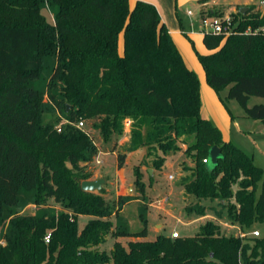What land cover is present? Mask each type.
Returning <instances> with one entry per match:
<instances>
[{
  "label": "trees",
  "instance_id": "obj_1",
  "mask_svg": "<svg viewBox=\"0 0 264 264\" xmlns=\"http://www.w3.org/2000/svg\"><path fill=\"white\" fill-rule=\"evenodd\" d=\"M46 4L56 8L53 24L41 13ZM254 9L230 15L237 23L231 35L205 34L208 54L196 56L207 85L217 94L228 89L226 98L238 103L245 118L264 124V103L247 105L250 97L264 99V34L245 33L264 26V13ZM46 58H55L46 83L48 101L66 120L59 132L42 124L44 92L31 85ZM200 108L198 78L152 4L137 1L130 8L128 0H0V223L5 209L15 210L21 192H32L35 205L52 199L61 206L58 214H14L0 245V264H264V236L245 235L264 224V181L256 199L262 170L242 149L224 142ZM95 118L105 141L115 133L121 136L124 121H130L129 141L116 158L119 168L127 153L144 148L162 153L152 163L160 170L165 156L180 150L178 143L186 145L184 154L194 167L179 186L196 201L187 214L204 216L198 202L219 200L225 215L215 213L217 220L237 226L244 236L226 237L211 221L194 236L175 239L159 235L146 241L145 227L134 233L113 230L108 219L126 199L109 202L102 190L95 194L80 188L92 177L85 168L98 150L76 124ZM213 146L220 157L209 170L203 160ZM79 216L92 217L81 231ZM107 235L115 239L110 255L93 249ZM119 238L135 240L126 248Z\"/></svg>",
  "mask_w": 264,
  "mask_h": 264
},
{
  "label": "rangeland",
  "instance_id": "obj_2",
  "mask_svg": "<svg viewBox=\"0 0 264 264\" xmlns=\"http://www.w3.org/2000/svg\"><path fill=\"white\" fill-rule=\"evenodd\" d=\"M258 1V0H255ZM46 6V5H45ZM44 6V7H45ZM51 8V7H50ZM48 19L51 15L47 8H44ZM56 10V8H54ZM172 15L174 20H176V29H180V23L178 21L181 18L183 30H189L186 23L188 21L187 11L188 8L181 7L178 8L175 0H172L171 5ZM256 12V11H254ZM262 14L264 11L261 12ZM178 14V18L176 15ZM50 20V19H49ZM167 28V27H166ZM201 22L194 25V29H201ZM185 39L192 45V43ZM119 53L122 54V35L119 36ZM195 52V51H194ZM44 68L42 70L39 79L31 83L32 87L39 91L44 92L43 98V114H42V124L51 125L56 130H61L62 126L66 124L64 119V114L52 107L48 101V91L46 90V83L49 75L52 72V68L55 64V58H46L44 60ZM59 89V86L56 88ZM57 90H51L49 93L57 92ZM217 94V93H216ZM223 93H218L220 102L224 103L225 109H229L233 116L238 118V113L242 112V108L234 100L225 101ZM227 100V99H226ZM264 103V99L257 97H250L248 101V107ZM228 107V108H227ZM99 119L95 118L90 121H84L81 130L86 132L88 136L92 139L95 147L100 152L97 160L93 159L87 166L81 164L85 167V170L91 174V180H96L103 178L106 180L105 185L102 188L103 197L106 201L113 202L118 196H123L126 199L125 205L122 210L117 215H112L108 221L112 225V229L116 230H126L129 232H139L143 227L147 230L146 241H153L159 235L170 236L171 232L175 230L179 237L194 236L198 233L200 226L207 222V218L199 219L196 214H187V206L196 203L195 199L193 201L189 200L188 195H184L181 202V197L179 195V182L182 178L187 177L191 174V168L194 167L192 161L184 154L187 146L178 143L180 148L177 152H171L165 156V160L169 159L165 164V167L159 171L152 166L153 161L156 158V154L163 156L160 151L156 154H149L144 148H141L139 153V158L136 155H130L129 161L126 163L123 174H117L116 172V158L119 153H124L126 144L129 141L130 135V121L127 126L123 123V134L117 136L116 133L113 134L108 140H104L101 131L99 130ZM234 145H239L241 149L250 155L254 166L262 170V179L258 183V188L256 192V199L259 196L262 182L264 181V132L258 134L257 132L251 134L249 137H237L234 136ZM127 155V154H126ZM167 158V159H166ZM179 167V169H178ZM157 171H159L157 173ZM135 172L139 174V181L142 183L141 186H135ZM180 172V175L177 174ZM167 175H172L173 180H169ZM96 176H100L96 178ZM237 186L233 187L235 192ZM98 194L100 192H93ZM234 202V199H231ZM161 203L162 208H161ZM154 204L153 206H149ZM199 207H205V214L210 218H214V222H217L215 213H222L225 215L219 206V200H200L198 202ZM212 209V210H209ZM16 210V211H15ZM13 211H4V220L0 223V242L4 244V235L9 229V219L14 215L21 216H31L39 217L43 214H58L61 210V206L55 204L52 199L46 201L44 204L35 205L33 201V193L31 192H21L20 201ZM164 210L171 211V215H165ZM206 210H208L206 212ZM191 218L190 223H186V220ZM90 218L88 216H79L77 219L78 230L81 231L84 226L88 223ZM213 222V223H214ZM230 225V224H228ZM158 226L161 228L158 229ZM258 230L261 236H264V224L257 225L254 230ZM220 233L226 237L236 234L239 236V232L232 231L228 226L220 225ZM247 237H251V232L245 234ZM115 239L107 235L105 241L99 246L93 248L99 252H105L110 255L112 251ZM127 240L124 238L120 240L122 246L127 248ZM108 264H112L111 262Z\"/></svg>",
  "mask_w": 264,
  "mask_h": 264
},
{
  "label": "crops",
  "instance_id": "obj_3",
  "mask_svg": "<svg viewBox=\"0 0 264 264\" xmlns=\"http://www.w3.org/2000/svg\"><path fill=\"white\" fill-rule=\"evenodd\" d=\"M137 1H143L149 4H152L158 11L160 21L167 27L168 33L171 36V39L176 46L178 52L180 53L182 60L184 61V64L186 67L193 71L199 81V92H200V101H201V108H200V115L203 119L211 121L221 132L222 134V140L224 142H231L234 144V136L237 137H249L251 134L258 133L261 134L264 132V124H262L260 121L257 120H251L245 118L244 111L238 113V118L233 116L231 111L229 109H225L222 102H220L219 97L206 83L205 79V73L204 70L199 63L196 53L200 55L208 54V51L203 45V36L204 34L201 32V29H194V25L199 24L200 19L203 16H213L214 13L220 16H230L232 14H235L236 12H239L240 8H250L255 7L254 11L256 12H262L264 11V2H260V0H208L205 2H202V0H175L176 5L178 8L186 7L188 8L187 15H188V21L186 23L189 30L184 31L182 26L181 18L178 19L180 23V29L177 30L176 28V20H174V16L172 15L171 11V5L172 0H128L129 7L132 8L134 4ZM44 8H47L50 12V20L47 17V14L44 10ZM41 9L42 15L46 18L47 22L50 24L54 23V14L56 10H54V7H48L46 6ZM248 11V10H247ZM262 14V13H261ZM178 14L176 15V17ZM178 18V17H177ZM185 36L187 39L192 43V45L185 39ZM118 46H119V40H118ZM122 48H123V40H122ZM195 51V52H194ZM224 94L225 101L229 102V99L226 98L228 89H225L221 91L220 93ZM227 99V100H226ZM248 105V104H247ZM228 108V107H227ZM243 110V109H242ZM241 149L239 145H237ZM243 150V149H242ZM141 150H137L131 153H127L125 156L124 163L119 168L118 163L116 162V172L117 174L122 175L123 169L126 165V163L129 161L130 155H136V158H139V153ZM244 151V150H243ZM245 152V151H244ZM100 152L98 151L97 156L95 157L96 160L99 156ZM167 159V158H166ZM169 159L165 160L164 165L161 167L159 171H161L165 164L167 163ZM98 161V160H97ZM99 162V161H98ZM179 169V167H178ZM157 171V173L159 172ZM180 175V172L177 174ZM170 175H167V178ZM100 176H96V178H99ZM174 179V178H173ZM172 179V180H173ZM91 180V179H90ZM179 189V195L181 197V202L184 198V195H187L181 186H177ZM191 201V197L189 198ZM163 203H161V208ZM154 204H151L149 206H153ZM124 207V206H123ZM212 210V209H209ZM208 210H206L207 212ZM165 215H171V211L164 210ZM90 220L92 217H89ZM207 218V221L214 222V218L208 217L207 214L204 216L199 217V219ZM191 218L186 220V223H190ZM217 219V218H216ZM217 222H214L216 224L228 226L232 231L239 232V236H244V233L241 232V230L237 226L228 225L229 223L225 220H216ZM204 225V224H203ZM161 227L158 226V229ZM175 231V230H173ZM172 231V232H173ZM134 233V232H131ZM233 236H236V234H233ZM123 238H119L117 241L120 242ZM125 240L133 241L135 239L133 238H124ZM127 242V243H128Z\"/></svg>",
  "mask_w": 264,
  "mask_h": 264
},
{
  "label": "built area",
  "instance_id": "obj_4",
  "mask_svg": "<svg viewBox=\"0 0 264 264\" xmlns=\"http://www.w3.org/2000/svg\"><path fill=\"white\" fill-rule=\"evenodd\" d=\"M201 22V26H202V33L205 34H211V35H215V36H223V38L231 35L232 33H234L235 27L237 23L233 22V18L231 16H220V15H213V16H203L200 19ZM246 34H256V33H262L264 34V26L251 30L250 28H247L245 30ZM83 120H80L77 124L76 127L78 129H81L83 126ZM129 124V120L124 121V125L127 126ZM58 132L60 130H57ZM203 162L205 163L206 160H203ZM169 180L173 179V176L170 175L168 177ZM251 236L253 237H261V234L258 230H253L251 232ZM170 237L172 239L178 238L179 235L177 232L173 231L170 234ZM44 243L48 244L49 240H50V234H46L43 238ZM0 245H2V243L0 242Z\"/></svg>",
  "mask_w": 264,
  "mask_h": 264
},
{
  "label": "water",
  "instance_id": "obj_5",
  "mask_svg": "<svg viewBox=\"0 0 264 264\" xmlns=\"http://www.w3.org/2000/svg\"><path fill=\"white\" fill-rule=\"evenodd\" d=\"M248 8H240L239 13L244 14L246 13ZM220 157V150L213 146L208 152V158L206 160L207 168L212 170L217 162V159ZM106 180L103 178H99L96 180H85L80 183V188L84 192H101L103 186L105 185ZM193 197H191V201H193Z\"/></svg>",
  "mask_w": 264,
  "mask_h": 264
}]
</instances>
